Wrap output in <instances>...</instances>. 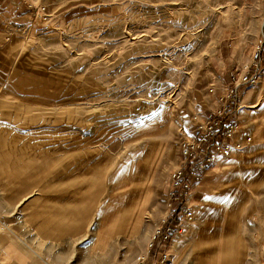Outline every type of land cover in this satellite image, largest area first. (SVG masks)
Returning <instances> with one entry per match:
<instances>
[{
	"label": "rangeland",
	"instance_id": "374dc122",
	"mask_svg": "<svg viewBox=\"0 0 264 264\" xmlns=\"http://www.w3.org/2000/svg\"><path fill=\"white\" fill-rule=\"evenodd\" d=\"M0 13L16 15L22 38L1 72L0 147L18 135L8 128L28 136L16 139L27 150H0V174H28L29 161L34 173L95 176L96 224L108 210L129 213V229L110 232L115 264H264V58L238 113L252 141L194 182L192 219L169 196L194 114L222 107L231 74L264 40V0H0ZM14 78H28V92ZM230 161L243 174L211 200L208 181Z\"/></svg>",
	"mask_w": 264,
	"mask_h": 264
},
{
	"label": "crops",
	"instance_id": "0c3cea01",
	"mask_svg": "<svg viewBox=\"0 0 264 264\" xmlns=\"http://www.w3.org/2000/svg\"><path fill=\"white\" fill-rule=\"evenodd\" d=\"M14 7L20 8V5ZM17 20L16 15L0 13V86H2L1 72L11 70L22 45L20 42L22 38L14 37ZM2 81L6 82V80ZM7 83L15 89L17 86L22 89L25 87L24 92L29 90L28 78L25 80L14 78ZM250 96L251 98L254 96L252 91L248 97ZM9 101L13 107H16L15 100ZM1 102L6 103V101H2L0 97V115L3 108ZM12 112L9 111V118ZM7 130L13 135H18L13 136V146L0 147V150H27L28 141L23 147V143L16 139L18 137L26 141L28 136L11 128ZM2 136L0 132V139ZM17 143H20L19 146ZM255 148L258 146H254ZM3 160L4 158L0 159L1 167H5ZM230 162L216 174L213 180L208 181L207 191L212 193L211 200H215L212 195L221 198L229 181L234 177L232 175L243 174L234 169L233 174H230L228 168L233 163ZM31 165L32 163L28 161V174H0V264H115L117 256H114L111 246L113 235L110 232L114 226L119 227L120 231L128 230L129 213L121 209L114 215L108 210L97 225L98 187L95 176H63L58 173H41V170L34 173ZM144 191L143 195L138 197L140 200L143 198L142 202H146L151 197L147 193L148 190L144 189ZM218 199L214 203H219ZM120 201L125 204L124 200ZM141 203H137L139 206L134 215L137 229L142 226ZM97 226H99L98 233ZM193 227L189 228L193 229ZM205 234L203 232L200 235L202 239ZM185 235L191 236L194 233L192 230L188 232L186 230ZM97 249L102 253L98 255ZM172 251L174 255L177 250ZM127 253L128 249L122 255L126 256ZM199 253L202 254V251Z\"/></svg>",
	"mask_w": 264,
	"mask_h": 264
},
{
	"label": "built area",
	"instance_id": "2783aa9c",
	"mask_svg": "<svg viewBox=\"0 0 264 264\" xmlns=\"http://www.w3.org/2000/svg\"><path fill=\"white\" fill-rule=\"evenodd\" d=\"M45 9V8H44ZM264 58V40L257 47L252 62L247 63L241 73L231 74V83L222 96V107L218 111L198 112L192 118L191 132L181 143L182 163L170 179V207L180 205L188 219L194 216L189 192L201 181V174L214 160L221 156L230 158L243 150L251 141L252 135L238 121L244 88L259 80ZM172 227L167 226L161 233L166 240L171 236ZM138 264H146V258L139 256Z\"/></svg>",
	"mask_w": 264,
	"mask_h": 264
}]
</instances>
